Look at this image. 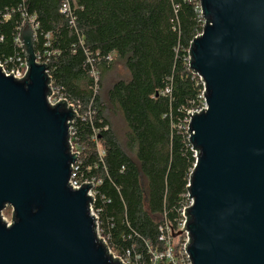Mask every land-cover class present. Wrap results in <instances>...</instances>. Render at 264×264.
Masks as SVG:
<instances>
[{
  "label": "water",
  "instance_id": "obj_1",
  "mask_svg": "<svg viewBox=\"0 0 264 264\" xmlns=\"http://www.w3.org/2000/svg\"><path fill=\"white\" fill-rule=\"evenodd\" d=\"M199 5L204 25L189 67L203 83L205 108L187 123L196 160L185 250L191 264H264V0ZM34 34L31 22L20 30L24 77L0 66V264H121L97 237L92 184L68 183L76 113L64 100L47 102Z\"/></svg>",
  "mask_w": 264,
  "mask_h": 264
},
{
  "label": "trees",
  "instance_id": "obj_2",
  "mask_svg": "<svg viewBox=\"0 0 264 264\" xmlns=\"http://www.w3.org/2000/svg\"><path fill=\"white\" fill-rule=\"evenodd\" d=\"M0 0V64L26 61L19 41L26 22L49 83L69 103L77 179H95L92 208L117 254L160 244V227H176L196 151L189 112L204 104L203 83L189 67L190 45L204 19L199 0ZM127 75L102 95L114 59ZM126 130L120 141L108 113Z\"/></svg>",
  "mask_w": 264,
  "mask_h": 264
},
{
  "label": "built area",
  "instance_id": "obj_3",
  "mask_svg": "<svg viewBox=\"0 0 264 264\" xmlns=\"http://www.w3.org/2000/svg\"><path fill=\"white\" fill-rule=\"evenodd\" d=\"M69 1H71V0H66L62 4V6H61L62 12H65L69 9ZM200 13H201V10H200ZM0 66H1L2 71L4 72V74L6 76H8V75H10V73H12V76L16 79H21L22 77H24V75L27 71V68H28L26 61H23V62L20 61L19 65L15 66L14 68H11V69H6L1 64H0ZM49 86H50L51 95L47 96V102L51 106H53L57 102H59L60 100H64L66 102L67 107L69 105H71V109L76 113V116H77V111L74 108V105L69 103L64 97L59 96L58 92L54 89V87H52L51 83H49ZM204 108H205V104H203V107L201 109L190 111V114H192L194 112H199ZM189 118H190V116L187 119V123L189 121ZM71 128L72 127H71V123H70L69 124V145L71 147L70 152H71V154L77 153L76 154L77 159L74 162V164L71 165V175H70L68 183L73 189H79L83 183L84 184L91 183L92 188L88 191V195L92 199H94V195H95L94 187H95V185H98L100 183V181H96L95 179H91V180L86 179L83 181H79L77 179V171H78L77 160H78L80 155H79V150H78L76 144L73 143V141H72L73 138H72ZM187 197H188V194H187ZM191 202L192 201L189 199V204L181 209V211H180L181 217H180L179 221L177 222V225L175 228L172 226H169V225H165V226L160 227V229H159V231H160L159 240L161 242L160 244L147 245L144 252L133 251V253H132V251L126 250L124 252V254H117L115 251V247L110 246L108 244V238L102 234L100 224L98 222V216L92 208V202L90 203V209H91L92 215L96 218L95 224H96L97 237L99 239H102V242L107 247L108 253L111 254V256L114 259L115 258L119 259L121 264H191L189 254L185 250V247H187L185 245L189 240L188 231H187V229H183L184 224L186 222V216L184 215V209L188 208L190 206ZM171 229H172V233H177L178 231H182V232L172 236Z\"/></svg>",
  "mask_w": 264,
  "mask_h": 264
},
{
  "label": "rangeland",
  "instance_id": "obj_4",
  "mask_svg": "<svg viewBox=\"0 0 264 264\" xmlns=\"http://www.w3.org/2000/svg\"><path fill=\"white\" fill-rule=\"evenodd\" d=\"M127 75V70L122 60L118 58L114 59V62L111 66V69L107 71L102 78V95L106 93L107 89L111 84L120 77H124ZM108 118L112 125V128L118 134L120 141L122 140V136L124 131L126 130L125 123L123 122L121 116L116 112L108 113ZM2 217L8 223L12 221V208L7 206L2 211Z\"/></svg>",
  "mask_w": 264,
  "mask_h": 264
}]
</instances>
